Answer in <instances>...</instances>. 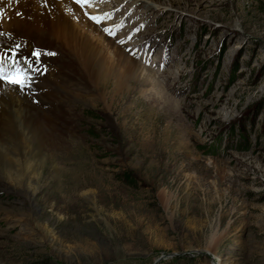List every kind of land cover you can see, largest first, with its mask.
Here are the masks:
<instances>
[{
  "label": "rangeland",
  "instance_id": "rangeland-1",
  "mask_svg": "<svg viewBox=\"0 0 264 264\" xmlns=\"http://www.w3.org/2000/svg\"><path fill=\"white\" fill-rule=\"evenodd\" d=\"M92 8L155 79L100 84L107 108L73 68L42 74L68 134L25 168L0 140V264H264V0Z\"/></svg>",
  "mask_w": 264,
  "mask_h": 264
},
{
  "label": "bare ground",
  "instance_id": "bare-ground-1",
  "mask_svg": "<svg viewBox=\"0 0 264 264\" xmlns=\"http://www.w3.org/2000/svg\"><path fill=\"white\" fill-rule=\"evenodd\" d=\"M85 13L79 3L71 0H0V48H5L0 50V60L7 54L8 62L5 63L12 64L13 47L18 44L16 61L22 55L30 56L34 45L40 48H61L63 57L57 54L58 57H49V61H44L49 67L45 75L49 73L54 76L53 79H57L61 76L58 65L73 68V73L81 77L78 79H81L84 90L88 92L87 97L91 100L99 99L109 108L111 103L107 97L98 93L100 84L113 82L116 89L122 90V83L127 77H139L144 82L150 77L155 79V74L142 68L118 44L110 41ZM64 57L68 59L67 63ZM36 62L33 58L29 60L32 64ZM17 66L28 70L27 64ZM45 77H39L37 83L31 84L24 92L7 84H0V140L12 155L20 158L15 163L23 168L29 163L26 155L31 144H37L40 148L47 144L52 147L59 144L58 138L68 134L66 127L64 130L54 119L62 117L64 112L57 109L53 112L55 115L50 117L48 112L39 108L40 105L36 106V85L49 82L48 79H43ZM42 87L43 93L40 96H49L47 86ZM30 97L34 99L29 101ZM16 141H21V146L15 147Z\"/></svg>",
  "mask_w": 264,
  "mask_h": 264
},
{
  "label": "snow or ice",
  "instance_id": "snow-or-ice-1",
  "mask_svg": "<svg viewBox=\"0 0 264 264\" xmlns=\"http://www.w3.org/2000/svg\"><path fill=\"white\" fill-rule=\"evenodd\" d=\"M92 2L93 0H77V3H79L82 7L91 6ZM97 22L100 21L97 20ZM32 55L36 57L38 61L41 54L39 52H33ZM48 55H54V53H48ZM16 56L17 53L13 52L12 64L5 63V60L8 59L7 54H5L4 59L0 60V84H7L12 88L18 89L23 92L26 89L30 88L32 83V77L24 68L17 66L18 62L15 60ZM25 64H27V68L31 69L33 72L38 71V69L33 68L32 64L28 61H25ZM6 68H8L9 70L6 71Z\"/></svg>",
  "mask_w": 264,
  "mask_h": 264
}]
</instances>
